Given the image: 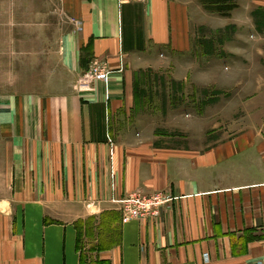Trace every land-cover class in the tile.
Listing matches in <instances>:
<instances>
[{
	"label": "crops",
	"instance_id": "crops-1",
	"mask_svg": "<svg viewBox=\"0 0 264 264\" xmlns=\"http://www.w3.org/2000/svg\"><path fill=\"white\" fill-rule=\"evenodd\" d=\"M52 2L56 74L40 93L0 101V264H82L77 220L109 211L119 238L100 264H264L263 133L173 145L145 124L138 91L151 75L201 73L193 43L219 27L204 19L235 26L264 0H235L228 17L202 0ZM94 62L106 80L88 77ZM131 193L173 201L122 223L116 202Z\"/></svg>",
	"mask_w": 264,
	"mask_h": 264
},
{
	"label": "rangeland",
	"instance_id": "rangeland-1",
	"mask_svg": "<svg viewBox=\"0 0 264 264\" xmlns=\"http://www.w3.org/2000/svg\"><path fill=\"white\" fill-rule=\"evenodd\" d=\"M4 1L0 0V101L43 90L56 74L52 71L57 70L54 51L60 28L52 0H11L10 5ZM204 20L219 27L201 28L198 37L205 40L193 43L192 62L201 66V73L187 74L183 81L170 75L139 80V96L145 100L141 109L150 117L145 124L170 133L173 145L193 149H207L244 133L264 136V9L252 13L250 21L237 17L235 26L221 19ZM117 221L112 211L103 218L77 220L82 264H100L98 252L118 241Z\"/></svg>",
	"mask_w": 264,
	"mask_h": 264
},
{
	"label": "built area",
	"instance_id": "built-area-1",
	"mask_svg": "<svg viewBox=\"0 0 264 264\" xmlns=\"http://www.w3.org/2000/svg\"><path fill=\"white\" fill-rule=\"evenodd\" d=\"M143 3L146 0H118ZM88 77L93 80H106L108 71L104 64L94 62L91 63L88 70ZM173 201L171 196L161 193H153L149 195L141 193H131L120 198L116 204L120 214L122 223H127L131 220L146 219L158 214V211L163 206L169 205Z\"/></svg>",
	"mask_w": 264,
	"mask_h": 264
},
{
	"label": "trees",
	"instance_id": "trees-1",
	"mask_svg": "<svg viewBox=\"0 0 264 264\" xmlns=\"http://www.w3.org/2000/svg\"><path fill=\"white\" fill-rule=\"evenodd\" d=\"M202 2L205 10L217 13L222 17H228L230 11L236 7L235 0H202Z\"/></svg>",
	"mask_w": 264,
	"mask_h": 264
}]
</instances>
